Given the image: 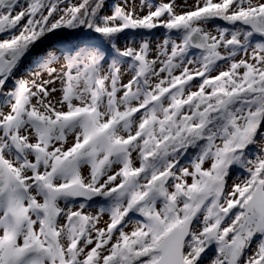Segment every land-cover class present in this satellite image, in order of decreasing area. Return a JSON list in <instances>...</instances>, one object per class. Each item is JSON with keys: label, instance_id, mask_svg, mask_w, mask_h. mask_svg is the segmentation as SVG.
I'll return each mask as SVG.
<instances>
[{"label": "snow or ice", "instance_id": "snow-or-ice-1", "mask_svg": "<svg viewBox=\"0 0 264 264\" xmlns=\"http://www.w3.org/2000/svg\"><path fill=\"white\" fill-rule=\"evenodd\" d=\"M209 250L264 264V0H0V264Z\"/></svg>", "mask_w": 264, "mask_h": 264}, {"label": "rangeland", "instance_id": "rangeland-1", "mask_svg": "<svg viewBox=\"0 0 264 264\" xmlns=\"http://www.w3.org/2000/svg\"><path fill=\"white\" fill-rule=\"evenodd\" d=\"M73 2H75V0H73ZM113 2H115V0H109V3H113ZM165 2H166V0H165ZM184 2H185V0H177V3H178V4H183ZM186 2H187L188 5H194V4L196 3V0H186ZM135 3H136L137 5H139V4H140V0H135ZM177 10L179 11L180 9H177ZM144 11L146 12L147 9L145 8ZM156 36L162 39V33L157 32V33H156ZM128 78H129V74H128V73H125V74L123 75V77H122V79H123L125 82H127ZM133 159L135 160V154H133ZM137 166H138V165H137ZM205 166H207V165H205ZM84 171L87 172V168H85ZM103 219L106 220V219H107V216L105 215ZM126 230H131V225L129 226V229H126ZM213 251H214V250H209V251L206 253V258L204 259L203 264H209L210 258H211L212 255H213Z\"/></svg>", "mask_w": 264, "mask_h": 264}]
</instances>
